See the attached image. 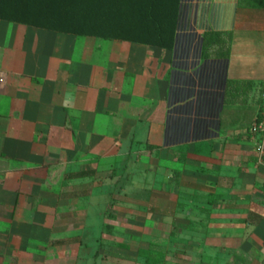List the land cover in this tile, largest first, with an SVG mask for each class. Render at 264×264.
Instances as JSON below:
<instances>
[{"label": "crops", "instance_id": "obj_1", "mask_svg": "<svg viewBox=\"0 0 264 264\" xmlns=\"http://www.w3.org/2000/svg\"><path fill=\"white\" fill-rule=\"evenodd\" d=\"M264 0H181L173 47L0 19V264H264Z\"/></svg>", "mask_w": 264, "mask_h": 264}, {"label": "trees", "instance_id": "obj_2", "mask_svg": "<svg viewBox=\"0 0 264 264\" xmlns=\"http://www.w3.org/2000/svg\"><path fill=\"white\" fill-rule=\"evenodd\" d=\"M181 0H0V19L77 35L174 46ZM157 264L156 261H153Z\"/></svg>", "mask_w": 264, "mask_h": 264}, {"label": "built area", "instance_id": "obj_3", "mask_svg": "<svg viewBox=\"0 0 264 264\" xmlns=\"http://www.w3.org/2000/svg\"><path fill=\"white\" fill-rule=\"evenodd\" d=\"M262 110L251 126V132L259 135L257 143V153L259 158L264 162V91L262 93Z\"/></svg>", "mask_w": 264, "mask_h": 264}]
</instances>
